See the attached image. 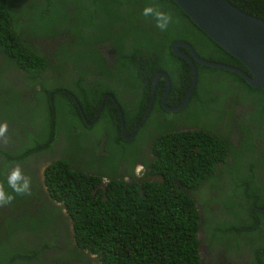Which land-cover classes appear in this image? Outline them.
Here are the masks:
<instances>
[{
	"label": "trees",
	"instance_id": "obj_1",
	"mask_svg": "<svg viewBox=\"0 0 264 264\" xmlns=\"http://www.w3.org/2000/svg\"><path fill=\"white\" fill-rule=\"evenodd\" d=\"M227 1L264 20V0ZM147 6L171 14L166 31L142 15ZM176 40L204 60L249 74L173 0H0V73L22 71L11 90L24 136L12 150L0 137V182L6 186L17 166L31 171L26 158L45 155V191L38 181L33 192L54 213L59 205L52 201L64 208L63 232L71 226L73 239L64 236L58 259L40 257L57 246L51 232L10 253L0 245V264H76L64 256L70 251L75 261L87 252L101 264H221L230 256L264 264V90L192 59L196 81L187 103L165 110L159 77L150 111L129 140L120 135L111 99L102 100L112 94L127 134L145 112L155 72L169 80L165 105L181 103L191 70L172 53ZM101 100L96 121L86 126ZM59 140L65 147L56 153ZM203 188L208 199L223 195L222 212L199 219L195 202Z\"/></svg>",
	"mask_w": 264,
	"mask_h": 264
},
{
	"label": "water",
	"instance_id": "obj_2",
	"mask_svg": "<svg viewBox=\"0 0 264 264\" xmlns=\"http://www.w3.org/2000/svg\"><path fill=\"white\" fill-rule=\"evenodd\" d=\"M173 2L201 29L211 40L224 51L238 59L249 72L223 63L207 61L200 58L193 48L185 41L176 40L170 45L172 53L184 58L191 70V81L181 103L174 107L165 105V97L169 89V80L165 72L159 70L154 73L151 80L150 97L143 115L136 122L129 134L124 131L123 116L120 106L110 93H105L102 100L110 98L119 115L120 135L124 140L133 138L141 122L146 118L152 106L156 81L162 77L165 82L164 91L160 98L161 106L167 111H177L188 101L190 92L196 81V69L192 59L204 66L218 67L239 74L250 86L260 87L264 90V20L249 15L227 0H173ZM187 49L189 55L180 50ZM99 108L88 125L92 124L102 107Z\"/></svg>",
	"mask_w": 264,
	"mask_h": 264
},
{
	"label": "rangeland",
	"instance_id": "obj_3",
	"mask_svg": "<svg viewBox=\"0 0 264 264\" xmlns=\"http://www.w3.org/2000/svg\"><path fill=\"white\" fill-rule=\"evenodd\" d=\"M21 69L16 68H10V70L2 75L0 77V123H7L8 130L5 136L7 137V141L11 144V148H13L12 145H17L20 141V133L19 128L21 126V115L20 108L18 106L14 105L13 102V95L14 91L11 90V72ZM22 72V71H21ZM12 76L14 80L21 81V77L17 72H12ZM17 83H20L17 81ZM146 130V129H145ZM145 131L142 132L141 136H144ZM4 138V137H2ZM143 139L140 138V142ZM6 143V142H4ZM88 145L90 143L88 142ZM65 147V143L62 142V140H59V142L56 144L57 152H61L62 148ZM35 158H32L28 161V164L30 166V170H22V173L26 177L31 178V194L30 195H16L13 193L12 189L8 186L7 180H6V186H4L5 191L7 193H11L15 196V199L12 201L11 204L5 205L3 207H0V237L5 235V231L11 230L12 228L20 230V233L18 237L20 239H23L30 243V242H38L40 240V237L51 232L53 235H55V241L57 246H53L51 251V258L50 259H58V256L60 252L64 251L65 245V238L64 236L68 235L70 236V241H72L71 233L67 229V233L64 234L62 224L66 221V216L64 210L59 205V211L52 210L51 205H47L43 203L44 201L39 199L38 192H33L36 189L38 178L37 174L38 171L43 169L45 165H47L50 162L49 160H46L39 164V161H35ZM37 165H39L37 167ZM141 167L137 166L135 169V172L138 171V173L141 172ZM11 172H8V175ZM35 175V176H34ZM40 175V174H39ZM208 190L206 188H203L198 192V197L200 198V201L202 203H211V202H217L219 203V206L221 207V204L223 201L219 200V197L221 195L212 194L213 198L208 199L207 198ZM37 195V196H35ZM44 196V194H41ZM49 202L48 200H46ZM53 203L57 204L56 202L52 201ZM222 209V207H221ZM60 212V213H59ZM52 220L50 223L49 221ZM69 220V218H68ZM67 223H69L67 221ZM22 227V228H21ZM20 228V229H19ZM37 234H31L35 233ZM51 235V234H50ZM75 254L74 252H68L64 256L70 257L71 261L75 260L72 258V255ZM79 264H95L91 260L83 261L81 258L79 259ZM49 259L44 260L43 264H49Z\"/></svg>",
	"mask_w": 264,
	"mask_h": 264
},
{
	"label": "clouds",
	"instance_id": "obj_4",
	"mask_svg": "<svg viewBox=\"0 0 264 264\" xmlns=\"http://www.w3.org/2000/svg\"><path fill=\"white\" fill-rule=\"evenodd\" d=\"M142 15H144L145 17H152L156 21V27L159 28L161 31H166L168 29V26L171 23H173V19H172L171 14L170 13H165L163 11H160L159 8L156 7V6H147V7H145L143 9ZM12 72H17L20 75V77H21V74L17 70L16 71H12ZM12 72H11V77H13L12 76ZM19 85H20V83H18L15 86L16 87H19ZM90 122H86V124L88 125V123H90ZM7 130H8L7 123L6 122L5 123H0V137H4L5 142H7V137L5 136V134L7 133ZM21 132L22 131H19V133H20V139H23L24 136L21 134ZM57 143L54 144V146H55L54 151L56 153H57V148H56V144ZM12 146L14 148L16 145H12ZM145 146H148V143H145L143 147H145ZM8 148H10L11 150L13 149V148H11V144L10 143H8ZM47 157H49V156H47ZM32 158H35L34 159V162L35 161H39V164L42 163V162H44V161H46L44 159L45 158V155H40L39 157L30 156V157H28V158L25 159V161L27 163L23 164V167L27 168V166H29L28 161L30 159H32ZM47 165H45V167ZM38 166L39 165H37V167ZM137 166H140L141 169H142V165L140 163H136L133 166V172H134V174H138V171L135 172V169H136ZM44 168L42 170L40 169L38 171V174H37L38 181L40 182V189H41L42 192L45 191V185H44V179H43V170H44ZM102 180H103V178H102ZM7 183H8V186L12 189L13 193H15L16 195H30L31 194V187H30V185H31V178L24 176L23 173H22V170H21V168L19 166L15 167L11 171V173L7 176ZM197 197H198V195H197ZM14 199H15V196L13 194H11V193H7L5 191L4 184L2 182H0V207H3V206L8 205V204H11ZM56 203H57L56 205H60L58 202H56ZM199 204H200V207H198ZM195 205H196V209H198L199 219H201L200 217L202 216L203 213H205V211H214V212H220V213L222 212V209H221V207L219 205L217 207H215V208H212L213 207V202H211V203H202L200 201V198L199 197H198L197 202H195ZM62 209L64 210L63 207H62ZM68 231H70V233L72 234V227L71 226H69ZM19 234H21L20 233V230H14V229L8 230L7 237L3 238V240L0 242V245L9 247L8 253H10L13 248L15 249L16 246H19V245L23 244L24 242L25 243H28L26 241V239L25 240L20 239L18 237ZM72 241H73V239H72ZM19 242H21V243H19ZM38 243H39V241L38 242H31V246H36ZM46 249H47V247L45 248L44 252L40 256L41 258H44V257H47V256H51V251L48 250V249L46 251ZM85 253H86V257L85 258H81L84 262L87 261V260H91L95 264H101V263H97V261L95 260V256L93 254H89L87 252H85ZM71 262L72 263H76V264H79L80 263L79 259H77L76 261L73 260ZM29 264H34V263L33 262H30ZM52 264H67V263H62V262L56 261V262H53Z\"/></svg>",
	"mask_w": 264,
	"mask_h": 264
},
{
	"label": "flooded vegetation",
	"instance_id": "obj_5",
	"mask_svg": "<svg viewBox=\"0 0 264 264\" xmlns=\"http://www.w3.org/2000/svg\"><path fill=\"white\" fill-rule=\"evenodd\" d=\"M1 76H2V74L0 73V77H1ZM11 81L14 82L15 85L18 84V83L13 79V77H11ZM95 121H96V120H95ZM95 121H94V122H95ZM86 122H90V121H86V120H85V123H86ZM94 122H93V123H94ZM93 123H92V124H93ZM92 124H90V125H87V124H86V126H91ZM4 140H5V139L2 138V142H3ZM48 156H49V157H53L52 154H49ZM220 164H221V163H218V164L215 165V167H216V169H217L218 171L221 170V169H223V168H220ZM26 165H27V164H26ZM221 197L223 198V195H222ZM224 201H225V200H224ZM218 205H219V203L214 202L212 208H215V207H217ZM7 233H8V231H5V235L2 236V237H0V242L3 240V238L7 237ZM202 236H205V234H204V230H203V229H202ZM202 249H203V252L206 253V251H205V247H204V248L202 247ZM223 258H225V259L222 260L221 264H241L237 256H230L229 258H228V257H223ZM227 258H228V259H227ZM20 264H29V263H28V262H22V263H20Z\"/></svg>",
	"mask_w": 264,
	"mask_h": 264
}]
</instances>
